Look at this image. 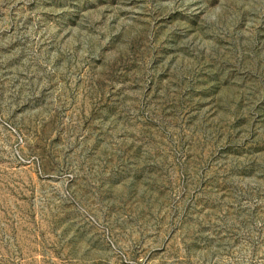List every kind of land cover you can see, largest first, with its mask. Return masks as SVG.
<instances>
[{
    "label": "rangeland",
    "instance_id": "rangeland-1",
    "mask_svg": "<svg viewBox=\"0 0 264 264\" xmlns=\"http://www.w3.org/2000/svg\"><path fill=\"white\" fill-rule=\"evenodd\" d=\"M0 264H264V0H0Z\"/></svg>",
    "mask_w": 264,
    "mask_h": 264
}]
</instances>
